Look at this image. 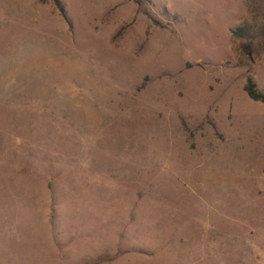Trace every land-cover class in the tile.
<instances>
[{"label":"rangeland","instance_id":"obj_1","mask_svg":"<svg viewBox=\"0 0 264 264\" xmlns=\"http://www.w3.org/2000/svg\"><path fill=\"white\" fill-rule=\"evenodd\" d=\"M247 1L0 0V264H264Z\"/></svg>","mask_w":264,"mask_h":264},{"label":"trees","instance_id":"obj_2","mask_svg":"<svg viewBox=\"0 0 264 264\" xmlns=\"http://www.w3.org/2000/svg\"><path fill=\"white\" fill-rule=\"evenodd\" d=\"M56 3V0H53ZM140 3L141 0H133ZM247 13L249 20L230 30L233 38L239 40V49L249 55L264 53V0H248ZM242 89L248 98L264 104V92L256 88L250 75H247Z\"/></svg>","mask_w":264,"mask_h":264},{"label":"crops","instance_id":"obj_3","mask_svg":"<svg viewBox=\"0 0 264 264\" xmlns=\"http://www.w3.org/2000/svg\"><path fill=\"white\" fill-rule=\"evenodd\" d=\"M76 261H77V260H73V261H69V262H71V264H74V263H76ZM77 263H78V262H77ZM77 263H76V264H77ZM79 263H81V262H79ZM98 263H99V262H96V264H98Z\"/></svg>","mask_w":264,"mask_h":264}]
</instances>
